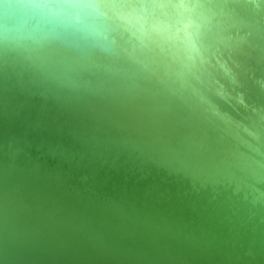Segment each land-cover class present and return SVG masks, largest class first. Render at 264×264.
<instances>
[{
  "label": "water",
  "instance_id": "water-1",
  "mask_svg": "<svg viewBox=\"0 0 264 264\" xmlns=\"http://www.w3.org/2000/svg\"><path fill=\"white\" fill-rule=\"evenodd\" d=\"M0 264H264V0H0Z\"/></svg>",
  "mask_w": 264,
  "mask_h": 264
}]
</instances>
